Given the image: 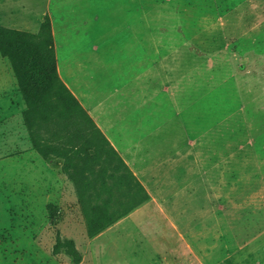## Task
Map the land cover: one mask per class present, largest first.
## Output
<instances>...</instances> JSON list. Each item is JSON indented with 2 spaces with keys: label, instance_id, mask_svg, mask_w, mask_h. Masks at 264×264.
<instances>
[{
  "label": "rangeland",
  "instance_id": "obj_1",
  "mask_svg": "<svg viewBox=\"0 0 264 264\" xmlns=\"http://www.w3.org/2000/svg\"><path fill=\"white\" fill-rule=\"evenodd\" d=\"M57 1L51 7L49 0H0V26L24 34L20 40H26L42 30L47 16L51 20L50 8L59 12ZM143 1L151 22L164 23L166 38L176 37L178 25L182 36L193 39L197 47L201 39H212L208 54L182 61L176 71L180 86L192 87L191 102L200 115L197 133L214 138L211 160L206 157L204 139L197 140L189 159L183 152L184 156L176 157L180 197L176 225L168 222L176 235H165V243L174 245L176 259L187 264H200L206 247L218 250L223 245L231 251L255 240L264 244V0ZM109 5L102 0V22L109 17L111 25L117 26L114 36L125 41L129 37L126 21L135 20L134 12ZM58 29L65 46L64 29ZM51 30L58 77L80 102L61 77L52 20ZM101 52L120 57L126 53L123 44L112 52L102 46ZM30 63L28 53L0 48V264H75L65 251L54 254L58 236L75 242L80 264H93L95 237L88 235L84 206L110 201L111 210L122 213L131 201L119 192L126 186L119 187L109 175L106 184L112 194L97 195L102 186L100 171L110 174L115 165L94 161L96 175L86 173L87 153L94 155L103 142L68 113L57 86L43 91L32 110L22 92ZM221 133L223 149L215 140ZM42 148L61 165L49 163ZM85 180H92L93 188L81 203L78 185ZM186 180L185 186L181 182ZM123 222L137 232L147 224L133 219ZM152 223L159 230V222ZM166 226L160 223L161 228Z\"/></svg>",
  "mask_w": 264,
  "mask_h": 264
},
{
  "label": "crops",
  "instance_id": "obj_2",
  "mask_svg": "<svg viewBox=\"0 0 264 264\" xmlns=\"http://www.w3.org/2000/svg\"><path fill=\"white\" fill-rule=\"evenodd\" d=\"M56 1L49 0L48 6L54 7ZM57 2L59 12L50 8V15L61 77L151 196L130 216L95 237L93 264H187L176 259V247L164 240L165 235H176L168 224L176 225V199L180 197L176 194V157L184 156L182 152L189 155L196 150L197 140L204 139L205 154L211 160L214 136L197 133L200 115L191 102L192 87L180 86L176 71L182 61L208 54L212 39H201L197 47L193 39L182 36L178 25L176 37L166 38L164 23L151 22L146 1L107 0L109 8L134 12L135 20L126 21L129 37L121 41L114 36L117 26L111 25L110 18L104 16L102 22V0ZM59 27L68 39L65 46ZM121 44L126 52L121 57L101 52L102 46L112 52ZM223 135L215 139L222 149ZM181 183L186 186L188 182ZM129 219L147 222L146 228L128 230L123 221ZM156 221L159 230L152 227ZM162 222L166 228L160 227ZM253 242L231 251L223 245L218 250L206 247L200 264H264V244Z\"/></svg>",
  "mask_w": 264,
  "mask_h": 264
},
{
  "label": "trees",
  "instance_id": "obj_3",
  "mask_svg": "<svg viewBox=\"0 0 264 264\" xmlns=\"http://www.w3.org/2000/svg\"><path fill=\"white\" fill-rule=\"evenodd\" d=\"M23 35L15 30L0 26V48L4 51L10 48L19 54L28 53L30 57L29 80L22 86V92L29 101L32 110L37 105L35 100L42 95L43 91L57 86L65 97L63 106L69 110L68 113L83 122L86 131L98 136L103 142V147H99L94 155L90 152L87 153L90 159L86 161V173L91 176L96 175L91 166L94 161L98 163L104 161V163L115 165L114 171L110 174L107 171H100L102 186L97 195L100 196L103 192L112 194V188L106 184L107 175L115 179L119 187L126 186L125 191L119 190V192L122 196H128L131 204L122 213L113 212L110 201H105V203L93 207L84 206L88 235L96 237L116 224L122 217L150 201L151 196L97 126L93 118L60 81L56 68L54 39L49 16L46 17L44 26L38 34H29L26 40H20V37ZM16 70L18 73L21 72L19 66H16ZM40 151L49 163L56 167L61 165V162H55V157L51 155L48 149L42 148ZM78 188L80 202L83 203L85 193L93 188V182L92 180H85L84 184L78 185ZM63 251L73 259L75 264L81 263L82 256L75 242L68 239L63 240L58 236L54 247V254L59 255Z\"/></svg>",
  "mask_w": 264,
  "mask_h": 264
}]
</instances>
